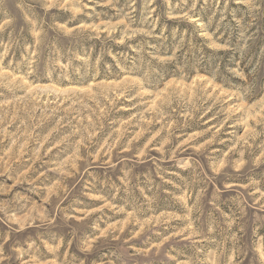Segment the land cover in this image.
I'll return each mask as SVG.
<instances>
[{"label": "rangeland", "instance_id": "obj_1", "mask_svg": "<svg viewBox=\"0 0 264 264\" xmlns=\"http://www.w3.org/2000/svg\"><path fill=\"white\" fill-rule=\"evenodd\" d=\"M0 264H264V0H0Z\"/></svg>", "mask_w": 264, "mask_h": 264}]
</instances>
